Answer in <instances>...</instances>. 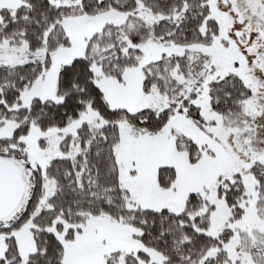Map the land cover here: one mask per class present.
Segmentation results:
<instances>
[{"label": "snow or ice", "instance_id": "snow-or-ice-1", "mask_svg": "<svg viewBox=\"0 0 264 264\" xmlns=\"http://www.w3.org/2000/svg\"><path fill=\"white\" fill-rule=\"evenodd\" d=\"M0 264H264V0H0Z\"/></svg>", "mask_w": 264, "mask_h": 264}]
</instances>
